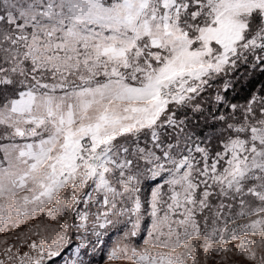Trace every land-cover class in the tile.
Wrapping results in <instances>:
<instances>
[{
  "label": "snow or ice",
  "instance_id": "1",
  "mask_svg": "<svg viewBox=\"0 0 264 264\" xmlns=\"http://www.w3.org/2000/svg\"><path fill=\"white\" fill-rule=\"evenodd\" d=\"M257 74L264 77V0H0V141H7L0 143V217L10 218L14 200L17 217L59 205L58 193L70 188L65 207L77 210L80 248L89 247V233L100 243L110 227L130 224L111 261L186 264L191 247L177 250L193 238L227 243L259 234L241 245L257 261L264 81L258 107L255 97L243 107L228 100ZM212 81L220 85L217 111L205 115L200 101ZM145 181L157 184L144 201L150 247L141 252L126 241L141 231ZM19 191L31 195L16 199ZM231 201L239 202L236 217L256 219L229 228L223 212ZM63 228L50 247L32 243L35 258L26 254L20 264L59 256L73 240Z\"/></svg>",
  "mask_w": 264,
  "mask_h": 264
},
{
  "label": "rangeland",
  "instance_id": "2",
  "mask_svg": "<svg viewBox=\"0 0 264 264\" xmlns=\"http://www.w3.org/2000/svg\"><path fill=\"white\" fill-rule=\"evenodd\" d=\"M97 79L100 82H104L105 80L103 76ZM77 83H79V81H77ZM16 142L22 141L17 138ZM129 143H131V141H129ZM141 146H143V141H141ZM0 153V159H2L3 153ZM156 184V181H145L142 185V209H146V211H142L144 220L141 224V231L138 236L129 237L128 241H126L129 243L130 247H135L141 252L144 251L145 248L150 247V245L144 244V240L148 238L147 231L151 227V218L147 214L148 211H150V206L145 204L144 201L150 200L151 188L155 187ZM142 193H147V195L143 197ZM25 195L31 194L26 191H19L16 199H21V197ZM71 195L72 192L70 188L61 189L57 195V199L61 201L59 205L56 203L46 204L41 210L34 213L30 212L31 206H29L30 214L23 217H17L13 214L15 200L12 204L8 205L10 218L5 220L3 217H0V262H2V264H20L21 259L25 258L26 254L35 258L36 253L31 249L30 245L32 243L39 245L43 240L45 248L50 247L52 237L57 234H62L64 232L63 225L68 224L70 225L68 233L73 237L72 243L68 247L62 249L59 256L46 259L44 264H72V262L78 258H82L84 264H131L128 260L111 261L108 259V254L113 245L117 240L123 237L125 231L130 230V224H119L116 227H110L102 237L100 243H96L97 238L91 237L89 233V247L87 249L79 247L78 237L84 236L85 233L83 231L77 232L76 226L79 224L78 219H76L77 210H69L65 207V200L66 198H70ZM245 199L250 202L258 203L254 201L252 197H245ZM5 203V200H0V204ZM216 203L218 204L219 201H216ZM224 203L228 204L229 201L225 200ZM231 203L233 207L223 212V214H226V219L229 222L236 217L233 213L240 211L238 201H231ZM128 206L130 207L131 205L129 204ZM96 207H99V205ZM78 210H84L82 204L78 206ZM92 211H95V208H93ZM67 213H70L72 216H68ZM70 219H72V221L69 224ZM200 226L201 231L204 232L205 226L203 221L200 222ZM217 226L222 227L219 221ZM212 227L213 225L211 221H209L207 231L211 232ZM254 237L255 240L258 241L261 239L260 236H252L250 238ZM245 238L248 239L247 236ZM241 241L243 240H230L229 243H215L206 241L204 235H201L199 238L190 240L187 246L178 249L177 252L183 253L188 247H191V259L186 256V264H192L193 260L196 261V264H257L260 256L264 255V248L256 249L257 261L249 260L247 256L244 255V250L241 247L242 244H240ZM93 244L96 245L95 251L92 249ZM220 244H223L221 248L224 249H228L229 245L228 251L221 252V248L218 249ZM206 246L207 251H205ZM150 250L153 254L158 251H167L159 248H151Z\"/></svg>",
  "mask_w": 264,
  "mask_h": 264
},
{
  "label": "trees",
  "instance_id": "3",
  "mask_svg": "<svg viewBox=\"0 0 264 264\" xmlns=\"http://www.w3.org/2000/svg\"><path fill=\"white\" fill-rule=\"evenodd\" d=\"M240 71H241V74H243V71H244L243 68ZM261 81H264V77H261L259 74H257L255 77H252V76L249 75V77L243 82V84H244L243 87H241L240 85H237L235 91H229L228 100L231 103H235V104L243 107L245 104L249 103L255 97L256 104L254 106L258 107L259 103H260L259 93H260V87H261L260 82ZM211 83L213 84V87L209 88L207 91L202 93L203 100L200 101L205 115H208V109L209 108L212 109L213 113H215L217 111V108H216L215 103H214V96L217 94V91H218L220 85H219V81H212ZM194 103H195V101H194ZM184 111H185L184 109L180 110L181 117H183ZM220 112L221 113L227 112V109L226 108L225 109H220ZM198 115H199L198 113H192L191 111H188V117L190 119H193L194 122H199L201 124V127H204L203 118H201L199 121H196L195 117L198 116ZM211 122L212 121L210 120L209 123H211ZM0 130H2V129H0ZM6 142L7 141H0V143H6ZM145 195H147V193H142L143 197ZM237 212H239V211H236V212L233 213L234 216H236ZM67 215L68 216H72L70 213H67ZM223 216H224V218H226V214H223ZM255 218L256 217H251V218H249V217L238 218L237 217L236 223L232 224L231 221H230L228 223V227L229 228H234V227H237L238 225H240L241 223H248L250 221V219H255ZM71 221H72V219L69 220V224H70ZM202 221L203 220L201 219L200 222H202ZM219 224L223 226V220H220ZM69 227H70V225H69ZM252 236H259V234L247 236V238L249 240L257 242L258 240H255V237L254 238H250ZM245 237L246 236H242L239 239H232V240H244V239H246ZM242 242L243 241H241L240 244H242ZM222 245L223 244H220L218 249H220L222 247ZM228 249H229V245H228ZM221 252H223V251H221Z\"/></svg>",
  "mask_w": 264,
  "mask_h": 264
}]
</instances>
